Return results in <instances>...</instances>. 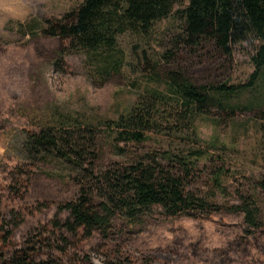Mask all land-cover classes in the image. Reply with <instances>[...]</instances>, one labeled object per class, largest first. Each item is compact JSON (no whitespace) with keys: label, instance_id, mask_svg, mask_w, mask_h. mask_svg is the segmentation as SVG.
<instances>
[{"label":"trees","instance_id":"1","mask_svg":"<svg viewBox=\"0 0 264 264\" xmlns=\"http://www.w3.org/2000/svg\"><path fill=\"white\" fill-rule=\"evenodd\" d=\"M172 18L180 19L179 30L165 39L159 58L146 57L144 67L155 81L168 84L169 92H144L119 119L104 124L117 161H104L97 128L81 127L77 120L70 124L61 117V129L30 136V154L73 167L77 193L61 206L39 205L40 212L55 208L54 214L35 226L24 245L15 237L25 215L10 209L0 220V264H95L94 253L105 264L130 263L134 256L123 250L121 228L142 227L154 210L171 219L208 221L223 209L243 216L246 235L227 245L213 244L208 236L210 244L204 238L190 248L189 229L179 230L172 247L182 257L190 251L203 264H230L251 257L254 243L264 253V241L249 239L259 231L264 235L259 204L264 174L246 182L233 177L227 147L216 139L205 145L196 135L201 118L229 122L253 115L264 123V98L255 107L234 105L250 87H264V0H84L43 34L109 50L120 36H149L157 23ZM249 40L259 43L252 57L255 73L249 85H233L235 48ZM154 135L169 144L148 145ZM231 179L238 183L239 204L223 208L216 193H226L224 184ZM202 185L211 197L199 194Z\"/></svg>","mask_w":264,"mask_h":264},{"label":"rangeland","instance_id":"2","mask_svg":"<svg viewBox=\"0 0 264 264\" xmlns=\"http://www.w3.org/2000/svg\"><path fill=\"white\" fill-rule=\"evenodd\" d=\"M83 1L0 0V220L8 217L13 207L21 209L25 222L15 237L19 245L26 243L35 226L47 223L54 214L55 208L40 212L39 205L61 206L77 193L73 167L53 156L30 154V136L46 129H61V117L70 124L77 120L81 127L97 128L104 161H117L104 124L125 114L138 95L170 90L168 84L155 81L144 67L146 57L153 62L159 58L165 39L179 30L180 19L157 23L149 36L124 34L109 50L86 49L71 40L44 36L43 30L49 24L76 10ZM258 44L249 40L235 48L233 85L251 83L255 73L252 57ZM113 75L116 76L111 79ZM263 98L264 87H250L234 105L255 107ZM197 127L196 135L205 145L216 139L227 147L224 152L231 160L233 177L246 182L247 178L264 174V123L253 115H240L229 122L201 118ZM160 144L169 142L154 135L148 145ZM224 187L226 193H216L217 204L223 208L238 205V183L231 179ZM198 192L204 197L212 196L203 185ZM259 204L264 223V196ZM143 222L140 228H121L125 235L123 250L134 256L125 264H203L190 251L186 257L176 254L172 244L179 230L185 233L189 229L186 241L190 248L192 242L209 239L208 236L215 240L213 244L227 245L235 237L246 235L243 216L224 209L208 221L166 218L154 210ZM256 235L249 239L264 241L260 231ZM210 241L206 240L208 244ZM254 247L251 257L230 264H264V253L256 243ZM91 257L95 264H105L101 254Z\"/></svg>","mask_w":264,"mask_h":264}]
</instances>
